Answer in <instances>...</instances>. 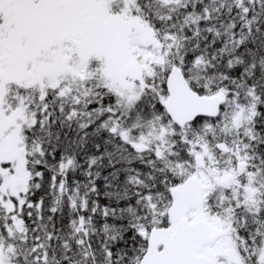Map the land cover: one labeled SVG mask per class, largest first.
<instances>
[{"label": "trees", "instance_id": "obj_1", "mask_svg": "<svg viewBox=\"0 0 264 264\" xmlns=\"http://www.w3.org/2000/svg\"><path fill=\"white\" fill-rule=\"evenodd\" d=\"M15 1L22 3L0 0V80L7 86L6 108L28 102L33 121L22 130L28 175L22 201L14 198L8 208L0 200V264H138L150 231L169 225L170 190L184 164L192 170L200 155L221 175L234 153L250 163V151L259 157L255 192H211L204 210L220 221L235 264H264V0H39L46 4L43 17L62 12L53 21L57 33L43 30L47 22L36 18L32 0ZM123 9L165 54L163 70L153 83L143 81L131 105L97 80L86 87L78 76L66 80L68 92L60 86L41 92L25 74L26 40L36 54L49 46V34L56 35L52 44H88L93 35L104 46V33L116 27L113 16ZM114 40L121 51L108 56L112 63L124 48ZM97 63L89 65L95 70ZM171 67L197 93L222 95L216 118L199 117L182 128L163 124V79ZM221 120L229 132L216 124ZM201 141L214 152L215 142H225L230 159L212 154L208 160ZM183 150L190 160L176 162Z\"/></svg>", "mask_w": 264, "mask_h": 264}, {"label": "rangeland", "instance_id": "obj_2", "mask_svg": "<svg viewBox=\"0 0 264 264\" xmlns=\"http://www.w3.org/2000/svg\"><path fill=\"white\" fill-rule=\"evenodd\" d=\"M11 1L16 2L15 0ZM41 2L42 1H40L39 4H34L39 12H36V18H40L47 22L43 30H52V33H57V26L53 21H55L62 12H58L57 10L53 14H50L52 16L43 17L41 12L46 11V4ZM16 3L21 4L22 1ZM67 17L70 21H74V18H76L75 16L73 17L71 13ZM49 18L54 19L50 20ZM113 18L115 19L114 23L117 24L116 27H108V33H104L102 39L106 48L101 46L102 42L99 38L94 39L93 35L92 39H89L88 44L87 42H78V40L58 41L52 44L56 40V35L51 36L49 34L48 36L51 40L49 46H39V50L36 54L35 48L26 40L24 47H26L28 62L25 64V74L34 78V81H36L35 84L41 92L45 87L54 86H60V90H62V87L66 85V80L73 81L79 76V79H81L79 83L82 81L86 87L91 80H97L101 82L103 86H105V84L110 85L114 89V97L124 96L128 101H131L136 96L140 86L141 88L146 86L143 81L153 83V80L160 74V71L163 70L161 67L165 54L161 51L160 44L153 38L147 27L140 22L135 24L136 18L130 16L129 9H123L122 15L113 16ZM114 39L121 40L124 43V48L122 56L119 54L120 56L118 55L117 59L113 60L112 63L108 56L121 51V49L117 47L118 44H116ZM112 40H114V43ZM98 44H100V46H98ZM96 48L99 49L97 50ZM92 62H99L95 68L97 72L89 65ZM50 66H52L56 72L47 71ZM16 67H19V65L17 64ZM135 71L138 73L137 76L141 73L139 78L132 76V72ZM151 74L153 75L152 77L149 76ZM4 80L5 79L0 80V176L2 179L0 185V200L8 208H12L14 205V198H17L18 202L22 201L21 194L24 193L27 185L28 175L25 169L21 132L24 125L28 122V117H18L13 109L8 112V109L3 106V94L5 89L3 88L4 83L2 81ZM28 80L30 79L24 82V86ZM60 82L63 85H61ZM66 86L68 89L67 92L70 91L68 85ZM150 87L151 86H148L146 90L150 91ZM157 113L159 114L160 111L157 110ZM31 120L33 121V118ZM113 120L117 122V117L114 116ZM167 121L168 120L163 117V124L166 127H171ZM235 121H238L237 117ZM216 124L220 127L223 126L224 129L229 132L230 129L223 120ZM219 131L224 132V130ZM118 132L122 135V140L128 141V138L123 136L125 133H123L122 130ZM160 135H162V132H160ZM161 137L166 139V135ZM200 144L203 150L206 149L204 154L208 160H210L212 154L217 156L213 150L207 149L210 146L208 143L201 141ZM251 152L252 151H250V163L253 164L252 173H255V169H258L259 157L251 155ZM189 155L190 154L187 153L186 150H183V156L181 153L176 155L178 156L175 158L177 160L176 162L184 161L185 159L190 160V158H188ZM182 157L183 160H180ZM197 159L202 163L201 167L195 165ZM193 162L194 168L192 170L191 164H184L182 174L178 176V178L182 180L175 182H179L180 185L189 183L188 186L191 188L193 199L189 207L185 209V215L192 219L199 218L202 220L207 225L213 239H215L213 244L202 249L201 254L208 257L214 256L217 264L220 258L223 260L222 264H235L237 257L234 252V246L230 241L226 240L224 235L226 233L221 231L220 221L216 218H211V214L204 210V202L211 192L215 193L219 191L228 196H233V191L238 193L237 189H239L241 184H245L244 188L255 191L259 186L258 180L260 179L253 174L249 175L248 171L243 170L240 177L243 183H237L236 185H239L238 187H236V185L222 187L221 180L228 175H233L232 169L226 167L225 170H223L225 172L218 178H215V181H212V177L216 175L215 168L205 162L204 157L200 155H195L193 157ZM247 165H249L248 162L246 166ZM210 168H213V170H210ZM257 174L258 172H256V175ZM251 177L255 179L251 180ZM200 203H202L201 207L199 206ZM262 252L264 253V247Z\"/></svg>", "mask_w": 264, "mask_h": 264}, {"label": "water", "instance_id": "obj_3", "mask_svg": "<svg viewBox=\"0 0 264 264\" xmlns=\"http://www.w3.org/2000/svg\"><path fill=\"white\" fill-rule=\"evenodd\" d=\"M166 90L168 96L165 111L177 126H182L199 116L214 117L218 113L221 98L198 96L190 90L181 72L176 68H172L166 78ZM217 148L221 151L227 150L223 143H219ZM196 164L201 166L198 159ZM240 168L239 165V171ZM222 182L226 183V180ZM183 196L190 198L186 192ZM179 207L180 203L177 202L168 213L171 221L176 222L174 231L170 234L166 229L154 230L148 239L151 252L143 256L140 264H210L208 258L197 255L196 252L203 245L211 243L212 236L202 220L189 222L185 217H180ZM158 246H161L160 251H156Z\"/></svg>", "mask_w": 264, "mask_h": 264}, {"label": "flooded vegetation", "instance_id": "obj_4", "mask_svg": "<svg viewBox=\"0 0 264 264\" xmlns=\"http://www.w3.org/2000/svg\"><path fill=\"white\" fill-rule=\"evenodd\" d=\"M188 184L189 183H185L184 185H179L177 188H175L174 191H177L178 196H180V194L184 190L191 191V188L188 186ZM191 202H192V200H182L181 201L180 209H179L180 215H184L185 216V209H187L189 207Z\"/></svg>", "mask_w": 264, "mask_h": 264}]
</instances>
